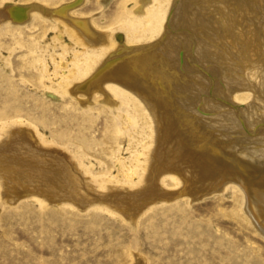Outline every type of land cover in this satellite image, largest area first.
<instances>
[{"label":"rangeland","instance_id":"obj_1","mask_svg":"<svg viewBox=\"0 0 264 264\" xmlns=\"http://www.w3.org/2000/svg\"><path fill=\"white\" fill-rule=\"evenodd\" d=\"M201 1L153 0L147 11L143 0H0V264H264V176L249 192L222 173L233 154L245 157L241 172L253 152L264 155V0H208L221 38L182 25L180 6ZM83 25L118 46L169 33L184 42L149 54L140 83L131 73L75 90V54L106 47ZM206 43L221 45V67L199 55ZM170 49L178 65L164 60ZM148 99L175 125L168 145L157 142ZM148 171L164 183L145 196Z\"/></svg>","mask_w":264,"mask_h":264},{"label":"bare ground","instance_id":"obj_2","mask_svg":"<svg viewBox=\"0 0 264 264\" xmlns=\"http://www.w3.org/2000/svg\"><path fill=\"white\" fill-rule=\"evenodd\" d=\"M188 1V0H187ZM207 2H202L201 1V3L199 4V5H201V6H198L197 8L196 7H194L193 5H191L189 2V4H182L181 6H180V8H179V10H178V12H177V14H178V16L179 17H184V19H185V21H182V25H191V27L193 26V25H199V26H202V25H204V26H206V25H209V26H211V27H213V32H214V34L216 35V36H220V38H221V30L219 31V29H221V24L219 23V21H217L216 20V18L218 17H216V14L211 10V7H213V5L211 6V4L209 3V1L208 0H206ZM220 1V0H219ZM239 1V0H238ZM245 1V0H244ZM243 1V2H244ZM143 6H145V8L147 9V11H149L150 9H151V7H152V2H153V0H143ZM196 2V1H195ZM199 2V1H198ZM218 2V1H217ZM221 2V1H220ZM247 2V1H246ZM245 2V3H246ZM192 3H194V2H192ZM212 3H214V1L212 2ZM248 3H249V0H248ZM253 3V2H252ZM219 4V3H218ZM217 4V5H218ZM233 4V3H232ZM195 5V4H194ZM250 5H252V4H250ZM230 6V5H229ZM229 6H227L228 8H229ZM249 6V5H248ZM219 7V6H218ZM221 7V6H220ZM244 7V6H243ZM174 8V7H173ZM214 8V7H213ZM212 8V9H213ZM234 9V8H233ZM243 9V8H242ZM247 9H249V8H247ZM250 9H251V7H250ZM201 10V11H200ZM207 11V13L209 14V15H212V17L210 18V20H213V21H211V22H213L212 24H210L211 22H209V20L207 19V17H206V19L204 20V18L200 15L201 14V12H203V11ZM219 10V9H218ZM230 10V9H229ZM241 10V9H240ZM177 11V10H176ZM220 11V10H219ZM248 11V10H247ZM218 11H216V13H217ZM220 13V12H219ZM207 14V15H208ZM218 14V13H217ZM208 15V16H209ZM219 15V14H218ZM221 15V14H220ZM250 15V14H249ZM205 16V15H204ZM235 16V15H234ZM233 16V17H234ZM209 18V17H208ZM229 18V17H228ZM179 19V18H178ZM218 19V18H217ZM239 19V18H238ZM171 21H169L172 25H174V22H175V20H174V17L172 18V19H170ZM180 20V19H179ZM216 20V21H215ZM234 20H236V19H234ZM250 21V20H249ZM177 22V21H176ZM227 22V21H226ZM225 25V24H224ZM241 25V24H240ZM203 26V27H204ZM208 26V27H209ZM233 26V25H232ZM177 27V26H176ZM184 27H186V26H184ZM198 27V26H197ZM210 27V28H211ZM224 27V26H223ZM229 28H230V26H228ZM240 27V26H239ZM249 27V26H248ZM247 27V28H248ZM82 28V27H81ZM83 28L85 29V31H84V34L85 35H88V36H86L88 39H89V41L90 42H92V44H96V45H98V44H100V43H103L104 44V42H106L105 44H106V47H109L110 48V46H113L114 48H115V51L114 52H112V53H110V54H108L109 53V51H106L105 50V48H103L102 49V51H101V53H100V55L99 56H93V58L92 57H90L89 59H86V58H82V52H77L76 54H75V56H74V58H73V60H72V63H73V69L70 71V74L72 75V76H74L75 77V83H78L77 85H75V90H77V89H81V88H83V87H89V85H91L92 83H95V85L97 84V83H99L100 81H102V80H105V81H107V80H110V79H115V78H119V79H123V78H126V77H128L129 76V74H131V73H133L132 75H134V74H136V73H138L136 76L138 77L137 78V80L136 81H138L139 83H140V78H141V76H142V73L144 72H140L139 73V68L144 64V60H146V58L148 57V55L149 54H151L152 52H154V51H156V52H158V53H162V54H164L165 52L164 51H166V48H167V45L170 47V45L172 44V42H177V40H178V42L182 39L181 37H178V36H174L172 33H169L168 35H167V37H165V38H163V39H161V41L159 40H157L158 42L156 43V44H153L152 46H150V45H145V46H141V45H137V46H130V45H128L127 44V42L124 40L123 41V43H121L119 46L117 45V43H116V41L115 40H113V41H108L107 39L105 40V36H99V35H102V34H97V33H94L93 31H91L90 29H89V27L88 26H85V25H83ZM195 28V27H194ZM227 28V27H226ZM226 28H224V29H226ZM234 28V27H233ZM236 28V27H235ZM192 29H193V27H192ZM195 29H199L200 30V28L198 27V28H195ZM204 29V28H203ZM240 29V28H239ZM250 29V28H249ZM249 29H247V30H249ZM252 29V28H251ZM183 30V29H182ZM199 30H198V32H199ZM208 30V29H207ZM230 30V29H229ZM233 30V29H232ZM242 30H243V28H242ZM118 31V30H117ZM168 31V30H167ZM178 31V30H177ZM211 31H212V28H211ZM227 31V30H226ZM169 32V31H168ZM167 32V33H168ZM180 32V31H179ZM196 31L194 30V33H195ZM203 32V31H202ZM209 32H210V30H209ZM245 32V31H244ZM226 33V32H225ZM234 33V32H233ZM232 33V34H233ZM237 33V32H236ZM196 34H198V33H196ZM211 34H213V33H211ZM231 34V35H232ZM201 35V34H200ZM207 35V34H206ZM245 35V34H244ZM203 36H204V33H203ZM235 36V35H234ZM249 36V35H248ZM261 36V35H260ZM123 36H121L120 35V38L121 39H123L122 38ZM201 37V36H200ZM199 37V38H200ZM229 37V36H228ZM247 37V36H246ZM181 38V39H180ZM104 39V40H103ZM121 39H120V41H121ZM188 39V38H187ZM195 39H196V37H195ZM194 39V40H195ZM200 39H203L202 37L200 38ZM245 39V38H244ZM247 39V38H246ZM191 40V39H190ZM236 40V39H235ZM249 40V39H248ZM248 40H246V41H248ZM182 41V40H181ZM189 41V40H188ZM250 41V40H249ZM182 42H184V41H182ZM181 42V43H182ZM220 42V41H219ZM224 42V41H223ZM231 42V41H230ZM233 42V41H232ZM235 42V41H234ZM189 43H190V41H189ZM192 43H194V42H192ZM192 43H191V46H192ZM198 43V42H197ZM218 43V40H217V42H216V44ZM236 43V42H235ZM247 43V42H246ZM188 44V43H187ZM204 44H205V42H204ZM213 44V43H212ZM241 44V43H240ZM194 45V44H193ZM198 45V44H197ZM230 45V44H229ZM248 45V44H247ZM173 46V45H172ZM175 46V45H174ZM219 46V45H218ZM246 46V45H245ZM97 47V46H96ZM96 47H92L91 48V50H89L92 54L94 53V50H95V48ZM192 47H195V46H192ZM210 47H212V45H210ZM230 47V46H229ZM180 48V47H179ZM186 48V47H185ZM83 49H85V48H83ZM177 48H175L174 50H176ZM248 49V48H247ZM114 50V49H113ZM172 50L173 49H170L169 50V52H170V56H168V59H164V60H168L169 62L168 63H170V65L169 66H172L173 64L174 65H178V61H177V59H175V56H176V54L177 53H175V51L172 53ZM178 50V49H177ZM190 50V49H189ZM193 50V49H192ZM212 50V51H211ZM211 50H209V46L207 47V43H206V45L204 46V45H202V44H200V45H198V47H197V51H198V53H199V55H201L202 57H208V58H211L212 60H213V62H214V64H216L217 65V67H221L222 66V63H221V61L224 59L222 56H221V45H220V47H212L211 48ZM251 50V49H250ZM254 51V50H253ZM84 52V51H83ZM89 52V53H90ZM164 52V53H163ZM168 52V51H167ZM191 52V51H190ZM225 52H227V51H225ZM231 52V51H230ZM223 53V52H222ZM107 54V55H106ZM169 54V53H168ZM226 54V53H225ZM247 54V53H246ZM161 55V54H160ZM196 55H197V53H196ZM195 55V56H196ZM104 56H107V58H105V59H103L102 60V58L104 57ZM150 56V55H149ZM252 56V55H251ZM161 57V56H160ZM200 57V56H199ZM225 57V56H224ZM157 58V57H156ZM164 58V57H163ZM162 58V59H163ZM196 58H197V56H196ZM223 58V59H222ZM198 60H200L201 61V59H198ZM156 62H157V60H155ZM159 61V60H158ZM160 61H161V58H160ZM160 61H159V63H160ZM203 61H205V60H203ZM224 61V60H223ZM222 61V62H223ZM237 61V60H236ZM251 61V60H250ZM162 62V61H161ZM165 62V61H164ZM197 62V61H196ZM208 62H209V60H208ZM211 62V61H210ZM146 63V62H145ZM155 63V62H154ZM158 63V64H159ZM183 63V62H182ZM187 63V62H186ZM203 63H205V62H203ZM206 63H207V61H206ZM225 63V62H224ZM151 64V63H150ZM157 64V65H158ZM165 64V63H164ZM202 64V63H201ZM228 64V63H227ZM62 65H64V64H62ZM154 65V64H153ZM195 65V64H194ZM155 66H156V64H155ZM155 66H153V67H155ZM166 66V65H165ZM143 67V66H142ZM151 67H152V64H151ZM168 67V66H167ZM228 67V66H227ZM236 67V66H235ZM170 68V67H169ZM230 68V67H229ZM156 69V68H155ZM155 69H154V71H155ZM162 69V68H161ZM172 69V68H171ZM174 69V68H173ZM218 69H220V68H218ZM228 69V68H227ZM226 69V70H227ZM175 70V69H174ZM178 70V69H177ZM185 70V69H184ZM212 70H214V69H212ZM222 70V69H221ZM229 70V69H228ZM231 70V69H230ZM241 70V69H240ZM243 70V69H242ZM138 71V72H137ZM146 71V70H145ZM164 71V70H163ZM210 71V70H209ZM214 71H216V70H214ZM148 72H150V71H148ZM151 72H152V70H151ZM156 72V71H155ZM154 72V73H155ZM158 72V71H157ZM170 72V71H169ZM190 72V71H189ZM230 72V71H229ZM160 73V72H159ZM166 73V72H165ZM214 73V72H213ZM232 73V72H231ZM76 74V75H75ZM144 74V73H143ZM146 74V73H145ZM171 74V73H170ZM189 74V73H188ZM216 74V73H215ZM227 74V73H226ZM153 75V74H152ZM158 75H160V74H158ZM168 75V74H167ZM166 75V76H167ZM227 75H230L229 73L227 74ZM235 75V74H234ZM165 75H163V77H164ZM243 76V75H242ZM241 76V77H242ZM130 77V76H129ZM228 77V76H227ZM237 77V76H236ZM136 78V77H135ZM158 78V77H157ZM240 78V77H239ZM127 79V78H126ZM151 79V78H150ZM149 79V80H150ZM190 79V81H191V83L192 84H194V83H196L197 81L192 77V78H189ZM233 79V78H232ZM245 79H247V78H245ZM244 79V80H245ZM125 80V79H124ZM128 80H133L134 81V78L132 79H128ZM128 80H127V82H128ZM161 80H163V79H161ZM198 80V79H197ZM226 80V79H225ZM230 80V79H229ZM234 80V79H233ZM147 81V80H146ZM160 81V80H159ZM158 81V82H159ZM240 81V80H239ZM255 81V80H254ZM108 82V81H107ZM124 82V81H123ZM163 82H166V81H163ZM180 82V81H179ZM187 82V81H186ZM219 82V81H218ZM226 82V81H225ZM231 82H232V80H231ZM234 82V81H233ZM256 82H257V80H256ZM255 82V83H256ZM130 83V82H129ZM128 83V84H129ZM144 83V82H143ZM215 83V82H214ZM247 83V82H246ZM249 83V82H248ZM247 83V84H248ZM254 83V82H253ZM258 83V82H257ZM106 84V83H105ZM183 84V83H182ZM228 84H229V81H228ZM130 85V84H129ZM136 85V84H135ZM141 85V84H140ZM145 85V84H144ZM149 85V84H148ZM164 85V84H163ZM187 85V84H186ZM196 85V84H195ZM226 85V84H225ZM252 85V84H251ZM255 85V84H254ZM259 85V84H258ZM92 86V85H91ZM137 86H138V83H137ZM151 86V85H150ZM157 86V85H156ZM249 86V85H248ZM261 86V85H260ZM87 87V88H88ZM132 87V86H131ZM154 88H155V86H153ZM188 87V86H187ZM200 87V86H199ZM212 87V86H211ZM222 87V86H221ZM247 87V86H246ZM245 87V88H246ZM255 87V86H254ZM253 87V88H254ZM100 88V87H99ZM129 88V87H128ZM134 88V87H133ZM149 88V87H148ZM252 88V89H253ZM97 89V88H96ZM105 89H106V87H105ZM139 89V88H138ZM161 89H163V88H161ZM250 89V88H249ZM255 89H256V87H255ZM254 89V90H255ZM84 90H86V89H84ZM169 90H171V89H169ZM173 90V89H172ZM178 90V89H177ZM185 90V89H184ZM197 90V89H196ZM220 90V89H219ZM251 90V89H250ZM130 91V90H129ZM135 91V90H134ZM137 91V90H136ZM135 91V92H136ZM142 91V90H141ZM145 91V90H144ZM200 90H197V92H199ZM252 91V90H251ZM154 92V91H153ZM173 92V91H172ZM191 92H193V91H191ZM196 92V93H197ZM134 93V92H133ZM169 93V92H168ZM171 93V92H170ZM184 93H186V90H185V92ZM190 93V92H189ZM189 93H187V94H189ZM255 93V92H254ZM144 94V93H143ZM162 94V93H161ZM167 94V93H166ZM180 94V93H179ZM183 94V93H182ZM181 94V95H182ZM163 95V94H162ZM169 95V94H168ZM180 95V96H181ZM190 95V94H189ZM192 95H193V93H192ZM195 95V94H194ZM144 96H146V95H144ZM156 96V95H155ZM154 96V97H155ZM175 96V95H174ZM179 96V95H178ZM184 96V95H183ZM183 96H181V97H183ZM196 96V95H195ZM158 97V96H157ZM188 97H190V96H188ZM261 97V96H260ZM142 98V97H141ZM149 98V97H148ZM156 98V97H155ZM168 98V97H167ZM162 99H164V97H162ZM170 99V98H169ZM174 99H176V98H174ZM189 99V98H188ZM217 100H219V99H217ZM146 102H147V104L149 105V108H150V110H152V113H153V115L155 116V122H156V125H157V131H158V134L159 135H157L158 136V144H160V145H163L164 143V145H166V143H167V145L168 144H170V141H174V140H176V139H170V138H167V139H165L164 140V137H165V132H168L169 130L171 131V129H173V125L174 124H172L171 123V120H170V118L168 117V113H166V112H164L163 113V111H161V110H159V108L157 107H155L153 104H151V101L148 99V100H145ZM167 101V100H166ZM176 101V100H175ZM196 100H194V102H195ZM169 102V101H168ZM181 102V101H180ZM200 102V101H199ZM162 103V102H161ZM164 103V102H163ZM165 104V103H164ZM164 104H162V106L164 105ZM169 104V103H168ZM170 104H172V102L170 103ZM191 105L192 106V104H191V102L190 103H188V105ZM194 104V103H193ZM201 104V103H200ZM185 105H186V103H185ZM196 105V104H195ZM198 105V104H197ZM172 106V105H171ZM194 106V105H193ZM219 106V105H218ZM216 107V106H215ZM183 108V107H182ZM181 108V109H182ZM187 108V107H186ZM192 108V107H191ZM209 108V107H208ZM171 110H172V108H170ZM201 109V108H200ZM215 109V108H214ZM169 110V109H168ZM174 110V109H173ZM191 111H192V109H190ZM208 110V109H207ZM166 111V110H165ZM184 112H185V110H183ZM224 111V110H223ZM168 112V111H167ZM212 112V111H211ZM173 113V112H172ZM174 113H175V111H174ZM173 113V114H174ZM179 113H182V112H179V110H178V114ZM186 113H187V111H186ZM192 113V112H191ZM196 113V112H195ZM207 113H209V112H207ZM213 113V112H212ZM177 114V115H178ZM220 114V113H219ZM184 116V115H183ZM186 116V115H185ZM188 116V115H187ZM192 116V115H191ZM196 116V115H195ZM195 116L193 117V118H195ZM213 116V115H212ZM182 117V116H181ZM189 117V116H188ZM188 117H186V119L188 118ZM191 117V119H193ZM197 117H202L201 115H199V116H197ZM176 118V117H175ZM190 118V117H189ZM153 119V118H152ZM201 119V118H200ZM204 119V118H203ZM182 120V119H181ZM190 120V119H189ZM188 120V121H189ZM194 120H196V118L194 119ZM211 121V120H210ZM187 122V121H186ZM197 122H198V120H197ZM212 122V121H211ZM183 123V122H182ZM193 123V122H192ZM215 123V122H214ZM155 124V123H154ZM189 125L191 124V122L190 123H188ZM188 124H186V125H188ZM199 124V123H198ZM188 125V126H189ZM209 125L210 124H208V127H209ZM217 125V124H216ZM175 126V125H174ZM179 126V125H178ZM177 126V127H178ZM193 126V125H192ZM170 127H172V128H170ZM195 127H198V126H195ZM194 126H193V128H195ZM192 128V127H191ZM192 128V129H193ZM225 128V127H224ZM181 129V128H180ZM190 129V128H189ZM188 129V130H189ZM201 129V128H200ZM202 129H204V128H202ZM182 130V129H181ZM210 131H211V129H209ZM178 131H180V130H178ZM190 131H191V129H190ZM205 131V130H204ZM154 132V131H153ZM181 132V131H180ZM200 132V131H199ZM218 132H219V130H218ZM221 132V131H220ZM190 134H191V132H190ZM196 133H194V135H195ZM209 134V133H208ZM211 134V133H210ZM213 134V133H212ZM225 134V133H224ZM171 135V134H170ZM179 135V134H178ZM216 136H217V134H215ZM183 136V135H182ZM199 136V135H198ZM202 136V135H201ZM234 136V135H233ZM193 137V136H192ZM197 137V136H196ZM195 137V138H196ZM211 137H213V136H211ZM215 137V136H214ZM214 137H213V139H214ZM218 137V136H217ZM216 137V138H217ZM220 137V136H219ZM247 137V136H246ZM178 138V137H177ZM198 138V137H197ZM208 138H210V137H208ZM186 139H188V137L186 138ZM192 139V138H191ZM194 139V138H193ZM182 140V139H181ZM189 140V139H188ZM216 140V139H215ZM172 141V142H173ZM196 141V140H195ZM201 141V140H200ZM199 141V142H200ZM209 142H211V141H209ZM215 142V141H214ZM187 143V142H186ZM205 143V142H204ZM222 143V142H221ZM253 143V142H252ZM188 144V143H187ZM194 144H195V142H194ZM197 144V143H196ZM200 144H202V143H199V145ZM217 144V143H216ZM219 144V143H218ZM223 144V143H222ZM225 144V143H224ZM153 145V144H152ZM192 145V144H191ZM198 145V144H197ZM225 145H227V144H225ZM174 146V145H173ZM177 146V145H176ZM187 146V145H186ZM189 146H190V144H189ZM188 146V147H189ZM196 146V145H195ZM194 146V147H195ZM209 146V145H208ZM230 146V145H229ZM241 146V145H240ZM163 147V146H162ZM162 147H160V148H162ZM165 147H168V146H165ZM191 147V146H190ZM192 147H193V145H192ZM200 147V146H199ZM214 147V146H213ZM227 147V146H226ZM249 147V146H248ZM160 148L158 147V149L156 150V151H154V153H153V155L155 154V153H157V154H159V150H160ZM171 148V147H170ZM185 148V147H184ZM196 148V147H195ZM198 148V147H197ZM209 148H210V146H209ZM204 149H206L205 147H204ZM215 149V148H214ZM243 149V148H242ZM261 149V148H260ZM155 150V149H154ZM222 150V149H221ZM198 151H200L199 149H198ZM218 151V150H217ZM235 151V150H234ZM233 150H232V152H234ZM160 152H161V150H160ZM163 152V151H162ZM202 152H204V151H202ZM231 152V153H232ZM194 153V152H193ZM211 153V152H210ZM227 153V152H226ZM242 153V152H241ZM152 154V153H151ZM248 154V153H247ZM164 155V154H163ZM202 155V154H201ZM249 155V154H248ZM152 156V155H151ZM156 156V155H155ZM213 156V155H212ZM252 157H253V162L251 163V165L250 166H248V168L246 169V170H244V172H241V171H243V170H240L239 169V159H241V158H243L244 157V155H238V154H233V155H231V157H229L228 159H227V166L226 167H224L223 168V175H224V179L227 177V179L229 178V177H231V178H238L239 180H240V182L242 183V185H244L247 189H249V192L250 191H252L253 192V190L254 189H256V188H258V187H256V185H259V184H257V182H258V180L260 179V178H262L263 176H264V155H257V153H254L253 152V154L251 155ZM157 157V156H156ZM211 157V156H210ZM251 157V158H252ZM149 158V160H150V156L148 157ZM161 158V157H160ZM245 158V157H244ZM243 158V159H244ZM155 159V158H154ZM158 159V158H157ZM156 159V160H157ZM206 159V158H205ZM204 159V160H205ZM215 159H217V158H215ZM224 159V158H223ZM160 160H162V159H160ZM203 160V161H204ZM200 161V160H199ZM216 161V160H215ZM221 161V160H220ZM224 161V160H223ZM250 161V160H249ZM261 161V162H260ZM159 162V161H158ZM207 162V161H206ZM214 162V161H213ZM263 162V163H262ZM148 163H149V161H148ZM157 163V162H156ZM215 163V162H214ZM249 163V162H248ZM212 164V163H211ZM223 165V164H222ZM249 165V164H248ZM155 166H156V164H155ZM247 166V165H246ZM153 167H154V165H153ZM204 167V166H203ZM242 167V166H241ZM240 167V168H241ZM154 168H157V166L156 167H154ZM147 169H148V166H147ZM221 169V168H220ZM219 169V171H220V175H221V170ZM151 170V169H150ZM149 170V171H150ZM185 170H187V169H185ZM149 171H148V173H146V176H145V181L147 182L146 183V185H145V187L143 188V191L141 192V194L143 193V195H145V192L147 191H151V190H153L156 186H158L159 184H161V185H163V179H164V177L163 176H161L160 178H158L157 176H155V175H153V174H155V173H153V172H150L149 173ZM192 171H193V169H192ZM197 171V170H196ZM156 172H157V170H156ZM195 172V171H194ZM209 172V171H208ZM188 173V172H187ZM190 173V172H189ZM196 173V172H195ZM192 174H194V173H192ZM191 176V175H190ZM211 177V176H210ZM129 178L130 177H125V185H130L131 183H130V181H129ZM189 178V177H188ZM193 178V177H192ZM173 179H174V176H173ZM190 179V178H189ZM204 179V178H203ZM223 179V180H224ZM264 179V178H263ZM176 180V179H175ZM179 180V179H178ZM219 180V179H218ZM236 180V179H235ZM189 181H192V180H189ZM228 181V180H227ZM103 182V181H102ZM105 182V181H104ZM221 182V181H220ZM224 182V181H223ZM229 182V181H228ZM233 182V181H232ZM178 183V182H177ZM215 183V182H214ZM218 183H219V181H218ZM237 183V182H236ZM239 183V182H238ZM179 184V183H178ZM187 185V184H186ZM227 185V184H226ZM223 186V185H222ZM222 186H221V188H222ZM238 186V185H237ZM160 187V186H159ZM162 187V186H161ZM256 187V188H255ZM103 188V187H102ZM105 188V187H104ZM220 188V187H219ZM106 189V188H105ZM206 189V188H205ZM223 189V188H222ZM216 190V189H215ZM218 190V189H217ZM111 194H112V192H110ZM109 193V194H110ZM106 195H108V193H106ZM180 195V194H179ZM250 195H251V193H250ZM109 196V195H108ZM139 196V195H138ZM142 196V195H141ZM146 196V195H145ZM112 197V196H111ZM110 197V198H111ZM109 198V199H110ZM254 198V197H253ZM257 197H255V199H256ZM114 200V199H113ZM251 200V199H250ZM42 203H43V201H41ZM257 202H259V200L257 201V200H255L254 201V199H253V201H252V203H253V207H254V209L256 210V211H258V210H260L259 209V207H257ZM263 203V202H262ZM261 205V204H260ZM262 208V207H261Z\"/></svg>","mask_w":264,"mask_h":264}]
</instances>
